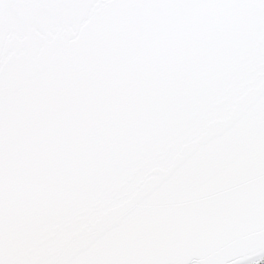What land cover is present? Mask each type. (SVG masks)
I'll use <instances>...</instances> for the list:
<instances>
[{
    "label": "snow or ice",
    "instance_id": "obj_1",
    "mask_svg": "<svg viewBox=\"0 0 264 264\" xmlns=\"http://www.w3.org/2000/svg\"><path fill=\"white\" fill-rule=\"evenodd\" d=\"M0 264H264V0H0Z\"/></svg>",
    "mask_w": 264,
    "mask_h": 264
}]
</instances>
